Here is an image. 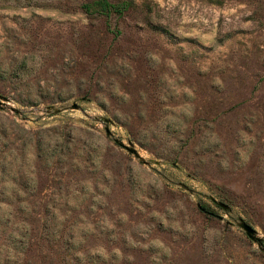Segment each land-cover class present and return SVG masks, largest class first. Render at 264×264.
<instances>
[{
  "label": "rangeland",
  "instance_id": "obj_1",
  "mask_svg": "<svg viewBox=\"0 0 264 264\" xmlns=\"http://www.w3.org/2000/svg\"><path fill=\"white\" fill-rule=\"evenodd\" d=\"M90 1L0 0V264H264V0Z\"/></svg>",
  "mask_w": 264,
  "mask_h": 264
},
{
  "label": "trees",
  "instance_id": "obj_2",
  "mask_svg": "<svg viewBox=\"0 0 264 264\" xmlns=\"http://www.w3.org/2000/svg\"><path fill=\"white\" fill-rule=\"evenodd\" d=\"M132 5L131 0H120L112 2L109 0H92L81 4L84 12L89 14H100L108 16L110 14L121 15L127 11Z\"/></svg>",
  "mask_w": 264,
  "mask_h": 264
},
{
  "label": "water",
  "instance_id": "obj_3",
  "mask_svg": "<svg viewBox=\"0 0 264 264\" xmlns=\"http://www.w3.org/2000/svg\"><path fill=\"white\" fill-rule=\"evenodd\" d=\"M5 101L6 99L4 97H0V108H2L5 105ZM76 105L73 103L71 104L70 108H75ZM105 133L108 135L109 131L107 130V128H105ZM113 141L120 146L121 148H123L125 151H127L129 154H132L134 157L138 158V154L137 152L134 150V148H132L130 145H126L124 143H122L121 141L117 140V139H113ZM218 205L222 206L223 208H225V205H223L220 202H217ZM237 226L244 232V234L252 241H254L258 246H260L261 243H264V238H261L259 236L256 235L254 229L248 225L247 223L239 220L237 222Z\"/></svg>",
  "mask_w": 264,
  "mask_h": 264
}]
</instances>
